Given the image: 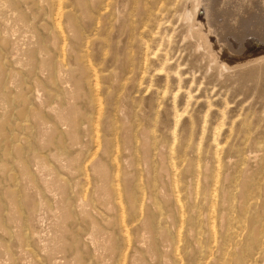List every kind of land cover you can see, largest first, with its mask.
<instances>
[{"label":"rangeland","instance_id":"rangeland-1","mask_svg":"<svg viewBox=\"0 0 264 264\" xmlns=\"http://www.w3.org/2000/svg\"><path fill=\"white\" fill-rule=\"evenodd\" d=\"M191 3L0 0V264H264V42Z\"/></svg>","mask_w":264,"mask_h":264},{"label":"bare ground","instance_id":"bare-ground-1","mask_svg":"<svg viewBox=\"0 0 264 264\" xmlns=\"http://www.w3.org/2000/svg\"><path fill=\"white\" fill-rule=\"evenodd\" d=\"M59 1V0H58ZM189 2V1H188ZM47 3V2H46ZM59 3V2H58ZM51 4V3H50ZM185 4V3H184ZM183 6V5H182ZM188 7V6H187ZM184 12L190 37L197 39L213 62H219L221 52L228 55L240 54L246 37L252 36L264 42V0H192ZM52 8V7H51ZM202 10L203 18L195 14ZM55 9V8H54ZM181 11V10H180ZM51 13V12H50ZM176 13V12H174ZM178 14V13H177ZM18 15V14H17ZM174 15V14H173ZM172 15V16H173ZM19 16V15H18ZM49 16V15H48ZM61 16V15H60ZM25 17V16H24ZM157 17V16H156ZM182 17V16H181ZM180 17V18H181ZM18 18V17H17ZM16 18V19H17ZM60 18V17H59ZM180 20V19H179ZM5 24V23H4ZM57 24V23H56ZM23 26V25H22ZM66 26V25H65ZM28 27V26H27ZM29 28V27H28ZM31 28V27H30ZM60 28V26H59ZM25 30V29H24ZM164 30V29H163ZM29 32V30L27 31ZM24 33V32H23ZM31 33V32H30ZM62 33V32H60ZM27 34V33H26ZM51 35V34H50ZM189 37V36H188ZM31 38V37H30ZM63 38V37H62ZM25 42V41H24ZM35 42V41H34ZM55 42V41H54ZM65 42V41H64ZM196 42V43H197ZM30 44V43H29ZM256 45V44H255ZM68 46V45H67ZM62 47V46H61ZM263 47V46H262ZM41 48V47H40ZM25 49V48H24ZM66 49V48H65ZM197 49V46H196ZM23 50V49H22ZM28 50V49H27ZM26 50V51H27ZM56 51V50H55ZM25 52V51H24ZM41 52V50H40ZM43 52V51H42ZM23 53V52H22ZM26 53V52H25ZM63 54V53H62ZM25 55V54H24ZM23 56V55H22ZM26 56V55H25ZM20 57V56H19ZM70 57V56H69ZM17 59V58H16ZM23 59V58H22ZM34 59V58H33ZM32 59V60H33ZM18 60V59H17ZM16 60V61H17ZM25 61V59H23ZM22 60V61H23ZM20 61V59H19ZM40 61H42L40 59ZM28 62V61H27ZM214 62V63H215ZM22 63V62H20ZM19 63V64H20ZM59 63V62H58ZM212 63V62H211ZM220 64V63H218ZM43 65V64H42ZM22 66V65H21ZM27 66V65H26ZM39 66V65H38ZM58 67V66H57ZM60 67V66H59ZM224 67V66H223ZM61 68V67H60ZM222 68V64H221ZM225 68V67H224ZM64 69V68H63ZM71 69V68H70ZM64 72V71H63ZM13 74V72H12ZM13 76V75H12ZM18 76V75H17ZM15 79V78H14ZM54 79V78H53ZM14 82V81H13ZM17 82V81H16ZM12 83V82H11ZM14 84V83H12ZM90 85V84H89ZM94 85V84H93ZM19 86V84H18ZM95 86V85H94ZM16 87V85H15ZM18 88V87H17ZM22 88V86H21ZM17 90V89H16ZM6 94V93H5ZM21 94V93H20ZM80 95V94H79ZM2 97L3 94H2ZM5 98V97H4ZM21 98V97H20ZM3 99V98H2ZM5 100V99H4ZM23 101V100H22ZM4 102L0 100V107ZM93 105V104H92ZM7 107V106H6ZM5 107V108H6ZM4 108V109H5ZM2 109V108H1ZM3 110V109H2ZM2 112V111H1ZM5 113V112H4ZM96 121V120H95ZM92 124V123H91ZM3 126V125H2ZM7 126V125H6ZM1 129V128H0ZM17 130V129H16ZM97 130V129H96ZM98 133V132H97ZM4 134V133H3ZM10 143V142H9ZM105 145V144H104ZM96 146V145H95ZM98 148V147H97ZM116 159V158H115ZM118 161V160H117ZM117 170V169H116ZM110 173V172H109ZM115 176V175H114ZM164 179V178H163ZM175 180V179H174ZM114 181V180H113ZM117 181V180H116ZM169 186V185H168ZM247 188V187H246ZM149 189V188H148ZM110 191V189H109ZM148 191V190H147ZM216 193V192H215ZM148 194V193H147ZM150 194V193H149ZM114 195V193H113ZM119 195V194H118ZM151 197V196H150ZM148 199V198H147ZM211 199V198H210ZM151 200V199H150ZM180 202V201H179ZM211 203V202H210ZM263 203V202H262ZM207 204V203H206ZM145 206V205H144ZM152 206V205H151ZM211 206V205H210ZM148 207V205H147ZM154 207V206H152ZM124 211V210H123ZM144 212V211H143ZM155 212V211H154ZM121 213V212H120ZM177 213V212H176ZM121 215V214H120ZM147 215V214H146ZM211 215V214H210ZM176 216V215H175ZM140 217V216H139ZM214 224V222H213ZM182 225V224H181ZM150 226V225H149ZM207 227V226H206ZM205 228V227H204ZM213 228V226H212ZM207 229V228H206ZM190 230V229H189ZM211 230V229H210ZM128 232V231H127ZM129 233V232H128ZM189 233V232H188ZM236 235V234H235ZM129 236V235H128ZM126 240V239H125ZM136 242V241H135ZM157 242V241H156ZM128 243V241H127ZM151 245V244H150ZM151 247V246H150ZM127 250V249H126ZM207 252V250H206ZM177 260V258H175ZM173 260V257H172ZM124 261V260H123ZM178 262V261H177ZM174 262V263H177ZM141 263V262H140Z\"/></svg>","mask_w":264,"mask_h":264}]
</instances>
